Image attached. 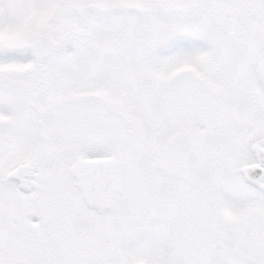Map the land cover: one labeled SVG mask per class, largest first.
Here are the masks:
<instances>
[{
    "label": "snow or ice",
    "instance_id": "1",
    "mask_svg": "<svg viewBox=\"0 0 264 264\" xmlns=\"http://www.w3.org/2000/svg\"><path fill=\"white\" fill-rule=\"evenodd\" d=\"M0 264H264V0H0Z\"/></svg>",
    "mask_w": 264,
    "mask_h": 264
}]
</instances>
